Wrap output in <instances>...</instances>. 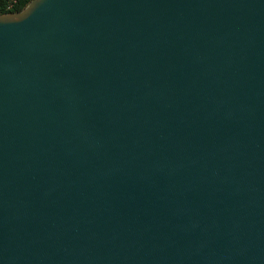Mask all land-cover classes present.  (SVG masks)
<instances>
[{
	"label": "water",
	"instance_id": "obj_1",
	"mask_svg": "<svg viewBox=\"0 0 264 264\" xmlns=\"http://www.w3.org/2000/svg\"><path fill=\"white\" fill-rule=\"evenodd\" d=\"M0 264H264V0L0 14Z\"/></svg>",
	"mask_w": 264,
	"mask_h": 264
},
{
	"label": "trees",
	"instance_id": "obj_2",
	"mask_svg": "<svg viewBox=\"0 0 264 264\" xmlns=\"http://www.w3.org/2000/svg\"><path fill=\"white\" fill-rule=\"evenodd\" d=\"M31 0H0V14L19 12L24 9ZM11 6L8 8V6Z\"/></svg>",
	"mask_w": 264,
	"mask_h": 264
},
{
	"label": "built area",
	"instance_id": "obj_3",
	"mask_svg": "<svg viewBox=\"0 0 264 264\" xmlns=\"http://www.w3.org/2000/svg\"><path fill=\"white\" fill-rule=\"evenodd\" d=\"M11 6L9 5L8 8H10Z\"/></svg>",
	"mask_w": 264,
	"mask_h": 264
}]
</instances>
